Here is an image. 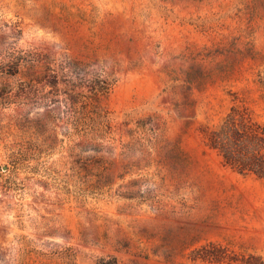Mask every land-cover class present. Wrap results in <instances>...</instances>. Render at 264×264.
Instances as JSON below:
<instances>
[{
    "label": "rangeland",
    "instance_id": "1",
    "mask_svg": "<svg viewBox=\"0 0 264 264\" xmlns=\"http://www.w3.org/2000/svg\"><path fill=\"white\" fill-rule=\"evenodd\" d=\"M12 46L102 73L116 149L109 168L73 150L65 105L0 73V264L264 254V179L207 141L234 105L264 124V0H0V58Z\"/></svg>",
    "mask_w": 264,
    "mask_h": 264
},
{
    "label": "trees",
    "instance_id": "2",
    "mask_svg": "<svg viewBox=\"0 0 264 264\" xmlns=\"http://www.w3.org/2000/svg\"><path fill=\"white\" fill-rule=\"evenodd\" d=\"M82 65L81 61L66 56L24 51L12 46L1 54L0 73L17 76L24 66L27 77L22 83L24 92L37 95L41 92L48 103H63L66 107L67 136L75 144L73 150L78 153L93 152L104 163L103 166L109 168L106 153L115 152V130L106 118V112L97 104L109 93L110 83L102 73L87 70ZM46 90L52 95H44ZM78 114L80 118L73 121L72 117ZM59 119L63 116H56L55 120ZM207 141L237 172L264 179V124L256 121L247 109L232 106L223 121L207 131ZM110 183L111 176L106 174L103 184ZM102 186L95 185V188ZM199 255L204 260L221 261L218 251L211 246H204ZM229 259L237 264H264V254L255 252ZM95 264L126 263L117 255L106 254L98 256Z\"/></svg>",
    "mask_w": 264,
    "mask_h": 264
}]
</instances>
